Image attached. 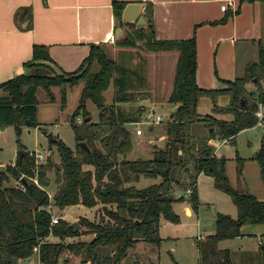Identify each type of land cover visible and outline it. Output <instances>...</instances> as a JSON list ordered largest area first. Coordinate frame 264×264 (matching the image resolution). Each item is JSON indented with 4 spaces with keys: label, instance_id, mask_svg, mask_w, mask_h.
<instances>
[{
    "label": "trees",
    "instance_id": "1",
    "mask_svg": "<svg viewBox=\"0 0 264 264\" xmlns=\"http://www.w3.org/2000/svg\"><path fill=\"white\" fill-rule=\"evenodd\" d=\"M124 3V0H110L115 26L126 24L137 32L145 27L146 44L153 49H175L171 87L164 98L174 106L161 130L163 143L159 147L153 145L149 157H124L129 146L124 123L135 119L134 115L123 114L118 102L126 101L132 95L133 86L127 77L131 71L118 66L107 56L105 42L88 43L87 51L77 65L70 70L56 66L58 73L43 62L53 63L46 46L32 43L29 59L23 62L27 70L0 80V124H12L14 133L20 125L37 124L34 119L35 89L40 88L47 99H52L50 86H57L58 105L62 107L64 86L80 80L75 106L67 115L75 145L69 148L53 135L54 140L49 142L55 146V161L48 153L37 161L33 150L21 148L19 156L15 151L12 163L0 166V264H17L19 258L29 254L35 255L37 264H52L63 250H69L71 256L64 257L62 262L71 264H156L146 257L147 252H155L160 239L158 220L163 217L176 222L177 215L171 209V202L182 198L179 194L173 197L169 191L171 182H176L170 176L176 165L179 168L188 166L187 171L181 168L185 181L180 179L176 183L182 189L189 188L184 198L192 209L197 202L194 178L198 172L210 175L213 186L226 192L234 205L233 216L212 212L213 231L196 240L195 264H229L226 250L214 246L215 240L238 234L242 222L264 221V200L227 181L223 165L226 157L214 154L208 142L212 137L231 139L240 128L256 123L255 108L264 106L263 48L257 44L256 57L244 62L238 76L222 78V87H200L194 82L193 37L154 38L152 25L144 12L143 25L120 20ZM119 42L132 43L126 37ZM92 61L97 67L90 70ZM82 63L85 64L80 69ZM248 80L256 84L254 90L245 87L244 82ZM108 83L112 91L105 106L101 92ZM222 93L227 95L226 102L217 106L214 97ZM199 95L209 97L210 112H229V118L215 117L210 112L198 114L195 99ZM85 100L97 108L94 120L89 117ZM101 106L105 107L99 109ZM86 115L87 118L82 119ZM78 116L79 122H75L74 118ZM196 128L203 131L199 133ZM79 140L84 141L86 151L77 146ZM234 158V175L240 178L241 157ZM250 158L257 162L258 176L264 183L262 148L257 146ZM48 171L52 173L53 184L49 196L46 192ZM144 174L158 175L159 179L136 187L133 181ZM11 178L13 182H10ZM51 203L58 209L76 203L98 205L100 211L95 219L81 215L76 220L81 229H72L68 220L58 216L50 222L48 207ZM82 233L87 236L61 242L66 235ZM50 234L57 238L47 240ZM136 242L149 247L150 251H140ZM34 245L35 252H32Z\"/></svg>",
    "mask_w": 264,
    "mask_h": 264
},
{
    "label": "crops",
    "instance_id": "2",
    "mask_svg": "<svg viewBox=\"0 0 264 264\" xmlns=\"http://www.w3.org/2000/svg\"><path fill=\"white\" fill-rule=\"evenodd\" d=\"M124 1L138 3L137 13L146 14L152 25L154 38L193 37L194 82L200 87H222V78L238 76L243 70L244 62L256 57L257 44L264 50V0ZM220 2L225 4L222 9L219 8ZM135 11L136 8L129 10L130 13ZM114 27L110 0H0V80L27 70L23 62L29 59L32 43L45 45L49 58L60 68L70 70L86 53L88 43L111 40ZM159 51L164 54L161 59L169 61L168 70L171 72L166 81L165 98L171 87L176 54L175 49ZM53 87L57 89V86ZM199 96L195 99V111L202 114L197 109ZM225 102L215 103L222 106ZM210 106L211 101L209 109ZM210 113L223 118L220 117V112ZM229 116L230 113L224 118ZM212 140L217 141L215 145H212ZM208 142L214 154L218 155L214 149L216 145L233 143L234 135L231 139L212 137ZM249 145L253 150L256 149L254 144ZM225 175L232 186L255 195L250 184L244 180L242 171L240 178H236L234 172L229 175L227 171ZM231 205L232 209L227 205L224 210L217 209V212L234 215V205ZM181 212L187 219L192 216L191 208L185 202L181 205ZM211 220L209 225L199 228L200 230L196 228V220L167 222L168 231L162 233L157 226L160 242L162 239L174 241L189 235V243L194 246L187 247L193 263L189 262L192 260L177 261L172 255L169 259L177 264L197 263L195 242L213 231V219ZM191 226H194L193 233ZM257 238H260L259 244L255 242ZM135 246L142 252L150 251L149 247H142L139 242ZM214 246L226 250L229 264H264V221L242 222L238 226V234L216 239ZM156 251L157 248L154 253L147 252L146 260L149 258L153 263L161 264Z\"/></svg>",
    "mask_w": 264,
    "mask_h": 264
},
{
    "label": "rangeland",
    "instance_id": "3",
    "mask_svg": "<svg viewBox=\"0 0 264 264\" xmlns=\"http://www.w3.org/2000/svg\"><path fill=\"white\" fill-rule=\"evenodd\" d=\"M128 26L126 24L119 26V30L116 36H112V39L108 42H105L104 45L105 51L108 57L120 67L128 68L131 73L128 74L129 83L133 86L131 89L132 95L126 100L118 102L119 108L122 110L123 114L134 115V121L128 120L124 123V127L127 131V138L129 146L127 150L124 151V157L126 158H144L151 156L153 144L150 142L152 138H164V136L159 135L161 133L164 122L167 119L168 112L173 108V104L166 102L163 98L167 90V79L171 75L168 70L167 59H161L163 53L162 49H153L151 46L146 44V38H148L147 29L145 27L140 28L139 32L134 30V27ZM131 39V44H121L119 41L122 38ZM167 50V49H163ZM160 59V60H157ZM90 70H93L97 67V64L92 61L89 64ZM115 73V72H114ZM136 79V81H135ZM260 82V80H259ZM245 87L250 90H254L256 84L251 80L244 82ZM80 85V80L76 83L64 86V100L62 107L58 105V90L52 85L50 90H52L53 97L52 99H47L44 95L43 90L36 88L35 90V113L34 119L37 122L35 125H20L16 133H14L12 124H0V166L5 163H12L15 158V151L17 148H22L27 151H37L42 154V157L45 155L47 149L49 158L52 161L57 159V154H55V146L53 143L49 142L45 138V133L47 131L50 134L59 138L64 142L69 148H73L75 145L74 137L72 136V131L67 121V115L70 110L75 106L76 98L78 95V88ZM140 90V92L138 91ZM112 91L111 84L108 83L106 87L102 90L103 104L109 103L110 93ZM140 94V99H137L136 96ZM227 95L225 93L217 94L214 97V100L218 104H222L223 101H226ZM197 109L201 113H207L211 110L209 109L210 101L209 97L206 95H200L197 99ZM216 104L217 106H219ZM84 105L89 113L91 120L96 118L97 108L89 100L84 101ZM264 111V106L261 107ZM136 110V111H135ZM148 111L150 114H157L160 116L159 122H153L151 124L147 122H142L143 112ZM229 112H220V117L228 116ZM264 120V114L261 117ZM138 126L140 128L139 134L133 133V127ZM198 129L196 128L195 131ZM199 133L203 131L202 128H199ZM234 142H224L217 144L214 149L218 155L225 156L224 160V172L228 171L229 175L234 172V163L235 158L241 157V171L244 180H246L250 187L254 190V196L259 197L264 200V183L260 180L257 170L258 164L254 159L248 158L254 151L251 148V145L254 144L255 148L260 146L264 152V131L261 130L260 125L256 122L254 125L249 127L240 128L234 132ZM150 138V139H149ZM217 141L212 140V145H215ZM234 153V155H233ZM248 158V159H247ZM44 159V157H43ZM181 166H174L171 169L170 176L173 178V182H177L180 179H185V174L181 172ZM183 170V169H182ZM182 173V174H181ZM183 175V176H180ZM49 177L48 183L46 184V192L49 196L53 184L51 182L52 173L47 172ZM181 177V178H180ZM158 175L154 174H144L137 177L133 184L136 187H142L147 183L158 181ZM175 180V181H174ZM185 181V180H184ZM10 182H13V179H10ZM170 184V194L173 197H176L178 194L182 198H177L171 202V209L178 214L177 221H197L196 228H204L206 225H209L213 215V211L217 209L224 210L225 206H230L232 209V203L230 198L221 190L216 189L213 186L210 175L207 174H196L195 182V198L197 200L194 208L191 207V217L189 219L185 218V215L181 212V205L183 202L188 203L184 198L183 193L184 189L178 183ZM50 215L58 216L60 218L70 220H77L81 215L88 218H96L99 213L98 205L85 206L83 204H69L65 205L61 209L55 208L52 203L48 207ZM227 213V212H222ZM232 213V212H231ZM229 214V213H228ZM231 216L233 214H230ZM176 221V222H177ZM77 222V221H76ZM164 222V223H162ZM171 222L167 219L159 218V231L165 232L168 231L166 224ZM194 226H191V232L193 233ZM75 229H81L77 226ZM199 229V230H200ZM86 233L81 235H66L61 239L62 243H66L70 240L76 238L86 237ZM57 237L50 234L46 237L47 240H55ZM189 235L186 237H180L178 240H166L162 239L161 242L157 244V251L159 255V263H171L172 261L169 257L172 255L173 258L177 261L179 260H192L189 262L193 263V259L189 257L187 252V247L191 246ZM71 256L69 250H63L57 256L56 260L52 264H71L70 262H62L65 259H68ZM171 261V262H170ZM17 264H37L35 260V255L29 254L24 258H19Z\"/></svg>",
    "mask_w": 264,
    "mask_h": 264
},
{
    "label": "water",
    "instance_id": "4",
    "mask_svg": "<svg viewBox=\"0 0 264 264\" xmlns=\"http://www.w3.org/2000/svg\"><path fill=\"white\" fill-rule=\"evenodd\" d=\"M131 8H136L135 13H130L129 12V10ZM137 11H138V3L137 2H130V1L125 2L123 4V6H122L121 11H120V20H122V21H132L134 23V25H139V26L143 25L144 21H145V17L143 15V13L142 14L141 13H137ZM118 30H119V26H115L114 29H113V36L117 35ZM39 61H41V60H39ZM43 62L44 63L46 62L52 68V70L54 72L58 73L57 67H59V66L54 61H53V63L51 61H47V60H45ZM84 64L85 63H82V66L80 67V69L83 68ZM59 87H61V85H59ZM136 98L140 99V94H138L136 96ZM103 107H105V106H101L99 109H102ZM86 118H87V115L82 117V119H86ZM45 138H47L48 141L54 140V137L50 134L49 131H47L45 133ZM150 142L154 146H158L159 147L163 143V138H161V137L153 138V139H150ZM76 144H77V146H80L81 148H83L85 151L87 150V146L85 145L83 140L77 141ZM47 152H48V149L46 151V154H47ZM20 153H21V149L17 148L16 149V155L19 156ZM182 169L184 171H187L188 170V166L183 165ZM67 224L70 225L72 227V229H75L78 226V224H77V222L75 220H70V221L67 222Z\"/></svg>",
    "mask_w": 264,
    "mask_h": 264
},
{
    "label": "built area",
    "instance_id": "5",
    "mask_svg": "<svg viewBox=\"0 0 264 264\" xmlns=\"http://www.w3.org/2000/svg\"><path fill=\"white\" fill-rule=\"evenodd\" d=\"M224 6H225L224 2H220L219 8L222 9V8H224ZM262 114H263L262 110L260 109L259 105H257V107L255 108V111H254V115L257 117L256 122L260 125L261 130L264 131V120L261 119ZM159 118H160L159 115H157V114H153L152 115V114H150V112L145 111V112H143V115H142L141 119H142V122L143 121L144 122L148 121V123L151 124L153 122L154 123L155 122H159V120H160ZM74 121L75 122H79V116L75 117ZM133 133L134 134H139L140 133V128L138 126H134L133 127ZM32 154L34 155V159L37 160V161L42 160L43 157H44V156L42 157V154H40L37 151H33ZM188 191H189V188L185 187L184 191H183L184 195L187 194ZM49 218H50V222H54L56 220V217L53 216V215H49ZM255 242H256V244H259L260 243V238L259 239L257 238ZM31 251L35 252V245L31 247Z\"/></svg>",
    "mask_w": 264,
    "mask_h": 264
}]
</instances>
